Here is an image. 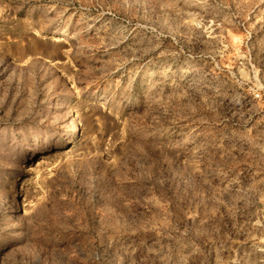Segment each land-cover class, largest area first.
<instances>
[{"label": "rangeland", "instance_id": "1", "mask_svg": "<svg viewBox=\"0 0 264 264\" xmlns=\"http://www.w3.org/2000/svg\"><path fill=\"white\" fill-rule=\"evenodd\" d=\"M259 68L264 0H0V264H218Z\"/></svg>", "mask_w": 264, "mask_h": 264}, {"label": "built area", "instance_id": "2", "mask_svg": "<svg viewBox=\"0 0 264 264\" xmlns=\"http://www.w3.org/2000/svg\"><path fill=\"white\" fill-rule=\"evenodd\" d=\"M254 80L243 99L245 106H249L251 100V106L256 105L254 110L251 106L246 110H252L247 112L250 118L248 124L252 123V127L259 131L255 142L263 161L255 164H264V69H257ZM262 179L264 184V176ZM232 218L231 227L237 232V242L231 244L229 253L218 264H264V192L259 200L248 201L240 215Z\"/></svg>", "mask_w": 264, "mask_h": 264}, {"label": "bare ground", "instance_id": "3", "mask_svg": "<svg viewBox=\"0 0 264 264\" xmlns=\"http://www.w3.org/2000/svg\"><path fill=\"white\" fill-rule=\"evenodd\" d=\"M70 38H73V36H71Z\"/></svg>", "mask_w": 264, "mask_h": 264}]
</instances>
